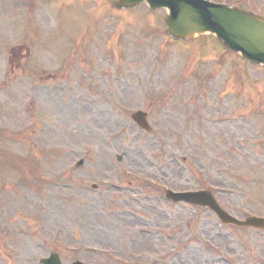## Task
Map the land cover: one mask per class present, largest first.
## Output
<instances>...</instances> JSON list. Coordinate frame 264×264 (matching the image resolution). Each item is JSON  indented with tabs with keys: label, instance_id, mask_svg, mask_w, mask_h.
<instances>
[{
	"label": "rangeland",
	"instance_id": "rangeland-1",
	"mask_svg": "<svg viewBox=\"0 0 264 264\" xmlns=\"http://www.w3.org/2000/svg\"><path fill=\"white\" fill-rule=\"evenodd\" d=\"M116 1L0 0V264H264V231L165 200L207 185L264 217V67ZM209 1L264 19V0Z\"/></svg>",
	"mask_w": 264,
	"mask_h": 264
},
{
	"label": "water",
	"instance_id": "water-1",
	"mask_svg": "<svg viewBox=\"0 0 264 264\" xmlns=\"http://www.w3.org/2000/svg\"><path fill=\"white\" fill-rule=\"evenodd\" d=\"M148 2L154 10L166 8L169 32L176 38L192 39L196 36L212 33L234 52L241 53L248 61L264 65V20L245 14L226 5H219L204 0H121L118 7L127 8ZM142 117L141 125L147 128ZM176 201H188L212 208L225 223L264 229V219H248L238 222L221 211L210 193L170 194ZM44 264H61L57 256L43 261ZM80 264V263H75Z\"/></svg>",
	"mask_w": 264,
	"mask_h": 264
}]
</instances>
